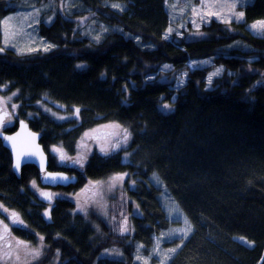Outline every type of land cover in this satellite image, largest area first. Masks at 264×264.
<instances>
[{"label": "trees", "instance_id": "obj_1", "mask_svg": "<svg viewBox=\"0 0 264 264\" xmlns=\"http://www.w3.org/2000/svg\"><path fill=\"white\" fill-rule=\"evenodd\" d=\"M74 1L72 17L40 20L38 32L52 49L0 52V86L18 91L21 114L45 149L63 152L50 166L78 177L48 201L39 195L37 167L26 165L17 177L0 141V210L22 221L8 232L36 255L11 253L7 263L139 264L135 245L148 250L170 226L166 194L190 230L168 264H264V35L247 28L264 19V0L242 4L244 23L212 21L200 37L182 39L165 35L172 5L190 0ZM19 7L22 0H0V46L3 20ZM85 15L95 18L93 37L77 25ZM204 59L225 68L211 85L210 68H189ZM165 63L187 70L184 86L158 77ZM107 123L124 131L125 147L89 143L86 132ZM11 125L4 131L17 122ZM118 175L127 233L109 208L101 217L64 196L116 201L107 184ZM111 246L122 259L102 257Z\"/></svg>", "mask_w": 264, "mask_h": 264}, {"label": "rangeland", "instance_id": "obj_2", "mask_svg": "<svg viewBox=\"0 0 264 264\" xmlns=\"http://www.w3.org/2000/svg\"><path fill=\"white\" fill-rule=\"evenodd\" d=\"M22 1L23 8L19 7L17 11L9 14L3 20V43L2 46H0V52L5 51L6 49H13L18 54L31 53L33 51H28V49L31 48L36 49L35 51H44L43 49L49 45L51 46L49 49H52L55 45L49 44V42H47L38 32L40 20L43 19L44 21L51 23L55 19V16L58 12H62L66 16L72 17V11L70 8L75 1ZM190 1L191 4H188L187 2V5L175 7L172 5L174 10L170 13V15L173 17V22H175V24L173 22L170 24L165 35L166 38L170 39L174 34L178 39L200 37L203 33L202 30L204 26L209 25L212 21H218L226 24L233 22L244 23L245 14L244 10L242 9V4L248 0H199L197 3L195 0ZM175 2L177 3L179 0H175ZM233 4L235 5L234 8L232 7ZM240 12H243L244 15L242 18L238 19L236 14ZM84 17V20H76L77 25H81L82 32H84L86 35L90 34V36L93 37L94 35H92L93 31L91 29L94 28L92 25H94L93 19L95 20V18L90 17L89 15H85ZM86 25H88L89 28ZM254 25L256 27H253ZM247 28L255 35H264V19L250 22L247 25ZM169 29H171V31H169ZM92 39L97 40L96 38ZM198 67L210 68L208 77L212 76V80L211 83H208L209 85H211L216 78L222 76L225 73V68L216 65L212 59H204L199 62L192 61L189 63V68L191 69H196ZM218 69H222V71H220L218 75L213 76L212 74L217 72ZM158 74L160 79L173 83L176 89L184 86L188 80L187 70L178 72L174 69V66L169 63H165L159 69ZM154 77L155 76H151L150 78L153 79ZM18 96V91L11 90L5 85L0 86V106L2 107L0 111L6 110L11 112V115L14 119L13 125H11L13 127L16 126L14 125L16 122L18 123L19 120L25 118L21 114L22 102L18 99ZM29 114L32 113L27 112L26 118ZM11 123L12 122L5 125V130ZM120 133L125 134L123 130L121 131L118 128V125L107 123L101 125L99 128L88 130L85 134V137L89 140V143H91L92 146L99 142L103 144L108 142L114 145H119V148H122L125 147L126 141L123 137H121ZM57 157L58 158H56V161L59 159L60 155ZM123 181L124 179H121L107 184L109 190H114L112 194L114 197H116V201H113L112 199L107 201L101 200L102 203L97 204V199L91 198L93 195L90 193L81 194L83 197L79 192L64 196H67L71 199L73 198L78 210H82L83 212H88L89 210L95 211L101 217L107 216L105 212L107 208H109L107 212L111 213H109L108 216H110L111 219H115L116 215L118 216L120 220V223H118L120 230L124 226V221H127L128 231L123 232L127 233L131 229L130 226L132 225L128 220V215L126 214L127 211L125 210V207L128 203V198L123 196L124 194L121 191ZM101 187L103 188V186ZM42 188L44 192L50 191L53 197L63 194L59 189L60 186L53 188ZM96 189L97 195H99L102 192V189L100 187ZM106 193L108 194L110 192ZM164 201L169 212L170 226L168 229L157 235L153 246L148 250H144L142 245H135V261L139 264H168L178 248L177 245L181 244L179 241L190 231L188 230L189 226L182 218L180 211L173 204L171 198H169V196L166 194L164 195ZM0 213H2V215L0 214V263L8 264L5 259H7V255L11 253L18 255L23 254V257L26 256L27 258H30L31 256L36 257L35 251L30 249L28 251V255H26V252L18 247L24 244L20 243L9 234L7 227L13 223L14 217H11L10 213L6 212L4 209H1ZM13 224L16 225V223ZM42 257L43 256H41V258ZM102 257L122 259L123 253L121 249L111 246L102 251ZM53 263L54 262L51 264Z\"/></svg>", "mask_w": 264, "mask_h": 264}, {"label": "water", "instance_id": "obj_3", "mask_svg": "<svg viewBox=\"0 0 264 264\" xmlns=\"http://www.w3.org/2000/svg\"><path fill=\"white\" fill-rule=\"evenodd\" d=\"M17 125V129L12 132L0 131V140L3 146L8 149L11 153L12 170L17 175V177H21L22 169L24 166L33 164L39 170V179L41 184L44 186L47 185L50 187H67L71 184H76L75 177L70 178L65 173L51 172L48 169V158L46 155L45 148L41 143L42 135L40 133H37L38 131L33 130L26 119H21ZM1 126L2 124L0 125V127ZM6 137H14L15 140L7 141L6 139H3ZM13 144L15 145V147H12ZM17 152H19L21 155V164L18 171L14 168V165L16 163ZM30 152H37L39 154L36 156H27L26 153ZM41 160L43 161V167H41L40 165ZM46 176H48L49 179H45ZM50 177H67L68 179L51 180Z\"/></svg>", "mask_w": 264, "mask_h": 264}, {"label": "snow or ice", "instance_id": "obj_4", "mask_svg": "<svg viewBox=\"0 0 264 264\" xmlns=\"http://www.w3.org/2000/svg\"><path fill=\"white\" fill-rule=\"evenodd\" d=\"M232 7L234 8L235 5L233 4ZM243 15H244L243 12H240V13H237V14H236V16H237L238 19H239V18H242ZM253 27H256V26L254 25ZM169 31H171V29H169ZM97 39H98V37H97ZM50 47H51L50 45H49V46H46L43 50H44V51H48ZM35 50H36V49H31V48L28 49V51H35ZM79 67H83V66L81 65V66H79ZM165 67H167V66H165ZM220 71H222V69H218L217 72L213 73L212 75H213V76L218 75ZM211 80H212V76H209V77H208V81H209V83H211ZM76 112L78 113V112H79V109H77ZM6 119H9V113H7V111L4 110V111L0 112V124H3V122H4ZM3 139H6L7 141H14V140H15L14 137H6V138H3ZM125 139H126V137H125ZM118 146H119V145H116V147H118ZM12 147H15V145L13 144ZM52 151H53L54 153H59V154H60V159H61V160H64V159H65V156H64V154H63V152L61 151L60 148H53ZM102 151H105V154H107V151H106L105 149H102ZM38 154H39V153H37V152L26 153L27 156H36V155H38ZM75 162H76V163H79V160H77V161H75ZM20 164H21V155H20L19 152H17V155H16V163H15V165H14V168H15L17 171H18L19 168H20ZM40 165H41V167H43V161H42V160L40 161ZM45 179H49V177L46 176ZM50 179H51V180H57V179H60V180H67L68 178H67V177H59V178H58V177H50ZM112 179H113V182H115V181H117V180H121V179H123V177L118 175V176L113 177ZM33 187H35V184H33ZM39 195H40L41 197H43L44 199L48 200V201H51L52 198H53V197H52V194H51V193H48V192H40ZM48 215H49V213H45V216H48ZM12 216L14 217V219H13V223H22V221H19V220H18V218L16 217V214H15V213H13ZM121 231H122V232H126V231H128V229H127V221H126V220L124 221V226H123V228L121 229ZM37 254H38V253H37Z\"/></svg>", "mask_w": 264, "mask_h": 264}, {"label": "bare ground", "instance_id": "obj_5", "mask_svg": "<svg viewBox=\"0 0 264 264\" xmlns=\"http://www.w3.org/2000/svg\"><path fill=\"white\" fill-rule=\"evenodd\" d=\"M253 34V33H252ZM255 35V34H254ZM258 36V35H257ZM0 109H2V107L0 108ZM4 111V110H3ZM0 112H2V111H0ZM7 113H9L8 111H7ZM9 117H12V115H11V113H9ZM24 119V118H23ZM20 121V120H19ZM18 121V122H19ZM18 124V123H17ZM30 125V124H29ZM3 126L4 125H2L1 127H0V129L2 130L3 129ZM37 133H40V132H37ZM41 134V133H40ZM1 141V140H0ZM2 143V142H1ZM3 145V144H2ZM43 145V144H42ZM45 145H43V147H44ZM45 148V147H44ZM53 148H55L54 146H51V148H50V150H46L45 149V151H46V155H47V158H48V162H49V166H48V169L51 171V172H62V173H65V174H67L70 178H73V177H75L76 178V182L78 181V177L74 174V175H71L70 173H68L67 171H65V170H59V169H54L52 166H50V164H51V162H53V161H55L56 160V158H58L57 156H59V154L58 153H54L53 151H52V149ZM9 151V150H8ZM9 153H10V151H9ZM10 155H11V153H10ZM51 167H52V169H51ZM41 183V182H40ZM71 185H74V184H71ZM43 187H47V188H53V187H50V186H47V185H42ZM60 187H64V186H60ZM68 187V186H67ZM50 192V191H49Z\"/></svg>", "mask_w": 264, "mask_h": 264}, {"label": "flooded vegetation", "instance_id": "obj_6", "mask_svg": "<svg viewBox=\"0 0 264 264\" xmlns=\"http://www.w3.org/2000/svg\"><path fill=\"white\" fill-rule=\"evenodd\" d=\"M0 108H1V106H0ZM13 121H14L13 117H9V119H7L6 121L3 122L2 125H4V126H3V129L2 130L0 129V131H4L5 125L8 124V123H10V122L13 123Z\"/></svg>", "mask_w": 264, "mask_h": 264}]
</instances>
